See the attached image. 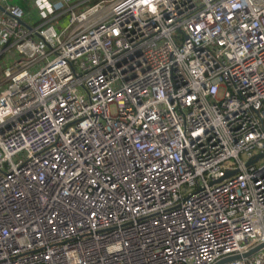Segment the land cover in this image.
Instances as JSON below:
<instances>
[{
  "label": "built area",
  "instance_id": "obj_1",
  "mask_svg": "<svg viewBox=\"0 0 264 264\" xmlns=\"http://www.w3.org/2000/svg\"><path fill=\"white\" fill-rule=\"evenodd\" d=\"M0 3V264H264V0Z\"/></svg>",
  "mask_w": 264,
  "mask_h": 264
},
{
  "label": "water",
  "instance_id": "obj_2",
  "mask_svg": "<svg viewBox=\"0 0 264 264\" xmlns=\"http://www.w3.org/2000/svg\"><path fill=\"white\" fill-rule=\"evenodd\" d=\"M0 9H2V10H5V8L2 6V4L0 3ZM21 22H23L24 24H26L24 21H22V20H20ZM262 156H264V153H261V154H259L256 158H259V157H262ZM232 172H229L228 173V175L229 174H231ZM252 251H254V250H252ZM251 251V252H252ZM250 252V253H251ZM240 256H230V257H227V258H225V259H222V260H220V261H218V262H216L215 264H223L224 262H226V261H229V260H232V259H236V258H239Z\"/></svg>",
  "mask_w": 264,
  "mask_h": 264
},
{
  "label": "crops",
  "instance_id": "obj_3",
  "mask_svg": "<svg viewBox=\"0 0 264 264\" xmlns=\"http://www.w3.org/2000/svg\"><path fill=\"white\" fill-rule=\"evenodd\" d=\"M26 7H29V6H26Z\"/></svg>",
  "mask_w": 264,
  "mask_h": 264
}]
</instances>
